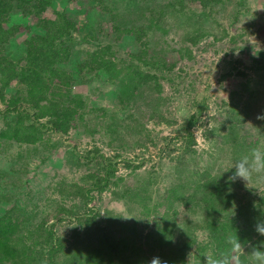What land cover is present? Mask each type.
<instances>
[{"label": "trees", "instance_id": "obj_1", "mask_svg": "<svg viewBox=\"0 0 264 264\" xmlns=\"http://www.w3.org/2000/svg\"><path fill=\"white\" fill-rule=\"evenodd\" d=\"M65 1L0 0V189L4 194L1 199L10 204L0 206V264H148L154 256L168 264H203L210 250H225L226 238L235 234L245 244L242 259L248 264L251 246L264 244V236L255 231V225L264 221V182L252 187L254 194L246 197L250 190L240 192L243 186L239 187L238 179L232 182L222 179L220 173L211 174L206 161L199 158L202 152L196 151L193 129L206 108L205 98L193 103L194 111L179 126L181 132L161 138L163 145L157 157L166 156L172 162L169 173L173 181L169 185L152 192L155 179L150 176L130 185L115 173L119 161L133 172L144 163L143 154L131 159L122 157V152L135 148L143 152L148 142L156 145L145 124L164 120L168 99L162 95L161 82L178 78L172 72L174 63L165 59L166 52L151 50L148 31L168 34L172 27L179 30L192 25L190 35L179 41L195 45L210 35L212 41L227 36L234 43L244 34L245 24L230 35L227 27L233 28L238 12L233 10L223 26L219 8L224 0H132L133 8H125L133 14L129 21L127 13L118 14L107 0H75L72 6H64ZM195 3L198 9L191 12L196 18L186 17L183 13ZM47 9L51 17L44 16ZM13 13L33 18L35 29L10 22ZM93 13L97 14L94 22L90 20ZM206 19L208 25L197 26ZM102 23H110L113 31H102ZM21 26L26 36L19 44L15 36ZM113 32L131 36V48L119 51L109 38ZM76 33L80 41L92 46L83 49V56L74 63L78 79L72 70L61 67L71 56ZM177 53L191 56L185 46ZM244 68L260 76L264 73V55L251 57ZM86 75L115 85L110 88L120 107L132 106L137 116L130 111L117 116L114 110L89 103L74 92V81L83 82ZM252 95L250 92L247 97ZM240 103L231 97L219 113L225 119L220 127L201 130L206 141L225 131L227 120L226 125L233 127L229 123L234 122ZM258 122L261 125L255 127V136L240 138L237 146L241 155L234 156L233 162L251 148L264 145V120ZM73 129H81L92 141L99 140L113 150L112 154L106 156L96 145L82 153L67 149V170H81L79 175L63 180L52 169L47 191H35V200H30L28 179L33 180L34 174L27 172L57 148L51 135H65ZM41 147L50 150L46 156L40 155ZM172 151L178 153H164ZM111 187L112 197L120 200L121 208H104L100 214L89 204ZM22 197L28 198L24 201ZM192 207L202 210L201 219L193 218ZM61 220L73 226L67 237L59 239L53 224ZM194 243L197 246L192 250Z\"/></svg>", "mask_w": 264, "mask_h": 264}, {"label": "rangeland", "instance_id": "obj_2", "mask_svg": "<svg viewBox=\"0 0 264 264\" xmlns=\"http://www.w3.org/2000/svg\"><path fill=\"white\" fill-rule=\"evenodd\" d=\"M107 1L112 4V7L118 14L127 13L126 19L129 21L131 20L133 14L131 10L125 11V8L133 5V3H131L132 0ZM69 3L72 6L75 4V0H67L63 5L66 6ZM196 5V3L190 5L189 10L183 14L186 17L196 18L197 14H192L193 11L195 12V10L198 9ZM219 10V18L223 26L227 25L228 19L231 18L230 13L233 10L238 12V20L234 22L233 28L227 27V35H230L231 32L236 30L238 25L245 24L243 27L244 34L242 33L234 43H230L227 36H222L216 41H212L210 35L202 37L195 45H191L188 41H179L178 39H181V37L190 35L192 32V25L186 28L180 27L182 29L179 30L172 27L168 34L166 31V33L162 34L154 31L151 32L150 30L148 31L151 50L156 49L157 52H166L165 59L167 62L174 63L172 72L177 74L178 78L171 83L165 80L161 82L162 95L168 99L164 105L165 110L163 107L164 120L161 119L162 121L159 120V122L157 120H150L145 124L146 127L151 130L150 135L153 141L156 142V145L154 146L148 142V148L146 150L143 149V152L142 149L135 148L131 151L126 150L121 153V155H123L122 157L131 159H133L134 156L141 157L140 154H143L145 158L142 166L135 169L134 172L131 171L130 168L123 167L120 161L117 163L118 167L115 173L117 176L124 177V183L130 185L139 184L141 180H145L150 176L152 180L155 179L151 189L152 192H155L163 190L164 187L173 181L169 173L172 162L169 161L166 156H161V159L157 157V150L159 146L163 145L161 144V138L172 137L177 131H180L179 126L183 123L184 119L194 111L193 103H196L202 98H205L206 108L201 113L199 124L194 127L193 132L196 140V151L198 153L202 152L201 157H197L201 158L203 163L206 161L205 165L209 167V172L211 174L220 173L222 179H228L234 171L230 172V170H228V173H230L229 175L224 171L231 166L234 156L241 155V148L237 146L240 143V138L243 139V137L246 136V138L251 139L256 135V130L258 128L256 129L255 127L261 125V123L258 122L260 119L256 117L264 113V73L260 72L261 74L259 76L256 71L244 67L251 57L264 55V0H224V4ZM44 16H52L49 9L44 12ZM96 19L97 14L93 13L90 16V20L94 22ZM10 22L22 25L28 24L31 29H35L33 18L23 17L19 13H13ZM180 25L185 26L183 23H180ZM204 25H208V19L203 20V23L201 22L197 26L204 27ZM101 26L103 27L102 31H113L110 23H102ZM83 29L84 26L80 27V32H83ZM25 36L26 31H24L21 26L20 31L15 36L17 40L15 42L22 40ZM179 36L180 38H178ZM74 37L77 38V41L72 44L71 56L61 67L68 71L72 70L74 79H78L74 63L83 56V49L87 47L91 48L92 46L80 41L78 39V33L74 34ZM109 38L114 44L120 47L117 48L119 51L131 48V36L128 37L121 35L119 32H113L110 34ZM163 41H165V43ZM18 43L20 44V42ZM183 46L191 50L190 58L178 55L177 49ZM17 49L19 50V45ZM232 66L234 67L231 68ZM237 71H241L245 74H238ZM247 79H249L248 83L246 82ZM103 82L104 80L102 78H93L86 75L83 82L74 81L72 90L86 97L89 103L94 102L104 107L106 110H110V112L114 110L117 116H122L124 111L133 112V114L137 116V110L133 111L132 106L129 107L130 105H125L123 108L120 107L116 99V94L114 90H112L115 85H105ZM250 92H252L253 95L247 97ZM231 97H234L235 100L240 99L241 101L235 109L237 113L233 117L234 122L229 123L232 124L233 127L226 125L228 123L227 120V123L225 122L223 124L226 130L216 132L212 140L209 142L206 141L201 134L203 129L209 126L220 127L221 122L225 119L219 113L222 111L221 109L225 108ZM0 108L3 109L1 103ZM139 108L144 110L141 103ZM50 140L57 142V148L53 150L52 154L48 152L50 150H46L43 147L39 148L38 151L41 152V156H46L47 153L50 155L47 156V159L43 163L38 164L36 168H32L27 172L28 175L34 174L33 180L27 177L30 183V187L27 188L28 195L31 197L30 200H35V191H47L46 185L49 182L48 175L53 172L51 171L52 169H56L57 176L64 177L63 180H68L79 175L81 170H67V164L64 160L68 155L66 154L67 149L73 148L75 152L82 153L92 145H96L106 156H110L113 152L112 149L100 143L99 140H90L89 135L81 129L69 130L65 135H51ZM176 142L174 145L178 146L179 143ZM14 146V148H16V145ZM164 153L169 156V154L175 155L178 151ZM37 160L38 158L34 159L35 163ZM154 171L156 172L155 176L151 174V172ZM55 180H53V182ZM238 180L240 182L239 187L243 186L240 192L247 189L250 190L247 194L245 193L246 197L250 194H254L255 190H253L252 187L264 182L257 180L255 177H253L248 185L245 181L241 179ZM118 186L120 190L121 186ZM259 187L262 186L260 185ZM112 189L114 188L111 187L109 190L103 191L100 195H96V200L94 199L91 201L89 206L97 207L100 214H102L104 208L120 209V200L115 201V198L112 197ZM2 195L4 194L1 193L0 189V206L7 208L10 204L3 202L5 199H1ZM27 198L22 197L24 201ZM242 200L244 199L242 198ZM192 209L193 218L196 220L201 219V215H203L202 210L196 207H192ZM34 211L35 208L32 212ZM71 226H73L72 223L61 220L53 224V229L56 236L58 235V238L61 239L63 236L67 237L69 235ZM205 235L206 233L201 234L200 237L204 238ZM196 246L197 243H194L191 249L194 250ZM205 253H207V251H205ZM205 253L203 252V254Z\"/></svg>", "mask_w": 264, "mask_h": 264}, {"label": "clouds", "instance_id": "obj_3", "mask_svg": "<svg viewBox=\"0 0 264 264\" xmlns=\"http://www.w3.org/2000/svg\"><path fill=\"white\" fill-rule=\"evenodd\" d=\"M257 119L264 120V114L257 115ZM234 168V173L228 179L235 182L241 179L249 184L255 177L257 180L264 181V145L253 147L245 155L234 161L231 166L225 170ZM255 231L264 236V221H260L255 225ZM227 248L216 252L210 250L205 256L203 264H246L242 257L246 254L245 244H243L237 235H229L226 238ZM250 262L248 264H264V244L259 247L251 246ZM148 264H168V261L162 260L159 256L152 257ZM201 264V261H200Z\"/></svg>", "mask_w": 264, "mask_h": 264}]
</instances>
